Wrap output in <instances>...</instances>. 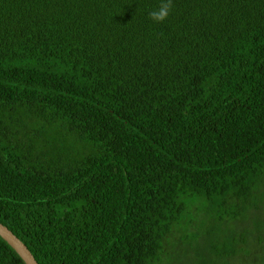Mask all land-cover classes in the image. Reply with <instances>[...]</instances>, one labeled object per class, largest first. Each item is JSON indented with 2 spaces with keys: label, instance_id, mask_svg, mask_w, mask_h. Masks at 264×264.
I'll use <instances>...</instances> for the list:
<instances>
[{
  "label": "trees",
  "instance_id": "trees-1",
  "mask_svg": "<svg viewBox=\"0 0 264 264\" xmlns=\"http://www.w3.org/2000/svg\"><path fill=\"white\" fill-rule=\"evenodd\" d=\"M159 3L0 0V223L37 264H264V0Z\"/></svg>",
  "mask_w": 264,
  "mask_h": 264
},
{
  "label": "water",
  "instance_id": "water-1",
  "mask_svg": "<svg viewBox=\"0 0 264 264\" xmlns=\"http://www.w3.org/2000/svg\"><path fill=\"white\" fill-rule=\"evenodd\" d=\"M0 238L13 249L24 264H37L26 246L4 225L0 223Z\"/></svg>",
  "mask_w": 264,
  "mask_h": 264
},
{
  "label": "clouds",
  "instance_id": "clouds-1",
  "mask_svg": "<svg viewBox=\"0 0 264 264\" xmlns=\"http://www.w3.org/2000/svg\"><path fill=\"white\" fill-rule=\"evenodd\" d=\"M173 7V0H160L158 7L148 12V18L154 23H162L170 15Z\"/></svg>",
  "mask_w": 264,
  "mask_h": 264
}]
</instances>
